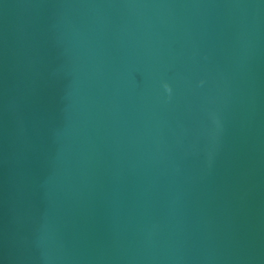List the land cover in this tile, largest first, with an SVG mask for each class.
I'll use <instances>...</instances> for the list:
<instances>
[{
	"label": "water",
	"instance_id": "water-1",
	"mask_svg": "<svg viewBox=\"0 0 264 264\" xmlns=\"http://www.w3.org/2000/svg\"><path fill=\"white\" fill-rule=\"evenodd\" d=\"M0 264H264V0H0Z\"/></svg>",
	"mask_w": 264,
	"mask_h": 264
}]
</instances>
